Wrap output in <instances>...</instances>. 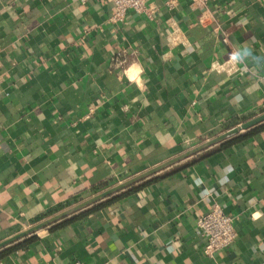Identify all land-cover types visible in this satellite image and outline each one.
<instances>
[{
    "label": "crops",
    "instance_id": "obj_1",
    "mask_svg": "<svg viewBox=\"0 0 264 264\" xmlns=\"http://www.w3.org/2000/svg\"><path fill=\"white\" fill-rule=\"evenodd\" d=\"M150 6L0 0V243L264 114V0ZM214 204L236 239L209 257ZM76 263L264 264V123L0 249Z\"/></svg>",
    "mask_w": 264,
    "mask_h": 264
},
{
    "label": "built area",
    "instance_id": "obj_2",
    "mask_svg": "<svg viewBox=\"0 0 264 264\" xmlns=\"http://www.w3.org/2000/svg\"><path fill=\"white\" fill-rule=\"evenodd\" d=\"M113 7L111 21L113 23L123 21L126 13L133 11L139 14H149L151 11L150 0H106ZM164 5L173 10L177 7L179 0H162ZM194 5L203 7L208 0H191ZM226 41V40H225ZM124 61L117 63V69H123ZM197 230L205 238L203 254H213L226 250L236 239L233 220L224 214L222 208L214 204L197 219ZM77 264V263H76Z\"/></svg>",
    "mask_w": 264,
    "mask_h": 264
},
{
    "label": "water",
    "instance_id": "obj_3",
    "mask_svg": "<svg viewBox=\"0 0 264 264\" xmlns=\"http://www.w3.org/2000/svg\"><path fill=\"white\" fill-rule=\"evenodd\" d=\"M264 123V114L256 117V118H253L249 121H246L244 123H242L241 125H238L228 131H226L225 133L219 135L218 137H215L214 139H211L209 141H206L202 144H200L199 146L169 160V161H166L160 165H158L157 167H154L153 169H150L148 171H145L135 177H132L131 179L125 181V182H122V183H119L105 191H102L100 193H97L95 195H93L92 197L88 198V199H85L51 217H48L46 218L45 220L39 222L38 224L34 225L33 227L29 228L28 230H25L9 239H7L6 241H3L2 243H0V249L4 248V247H7L9 245H11L12 243H15L16 241L26 237V236H29V235H32L40 230H43L55 223H58L60 222L61 220H64L70 216H73L79 212H82L84 210H86L87 208L91 207L92 205H95L97 203H99L100 201H103L104 199L106 198H109L110 196L118 193V192H121L127 188H129L130 186L132 185H135L161 171H163L164 169H167L173 165H175L176 163H179L181 161H183L184 159H187L197 153H200L212 146H215L219 143H222L223 141L225 140H228L232 137H235L237 135H239L240 133L242 132H245L247 130H250L252 128H255L261 124Z\"/></svg>",
    "mask_w": 264,
    "mask_h": 264
}]
</instances>
